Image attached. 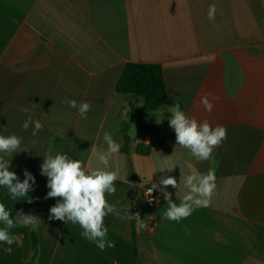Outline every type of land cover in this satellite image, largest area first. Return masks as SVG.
<instances>
[{"label": "crops", "instance_id": "crops-1", "mask_svg": "<svg viewBox=\"0 0 264 264\" xmlns=\"http://www.w3.org/2000/svg\"><path fill=\"white\" fill-rule=\"evenodd\" d=\"M129 62L163 71L166 105L140 120L130 111L141 99L116 91ZM208 92L219 97L211 113L199 103ZM65 98L89 102L87 119ZM176 102L198 121L226 127L209 160L176 145L167 112ZM29 116L44 125L35 137L31 126L22 129ZM159 125L165 149L145 130ZM104 131L122 144L110 162L117 191L106 198L121 216L129 209L140 218L109 214L115 247L101 251L78 224L48 219L60 198L45 199L40 166L51 151L97 167L92 145L106 150ZM0 134L22 138L29 151L14 154L9 170L22 182L27 169L36 181L32 203L3 187L0 203L14 218L22 210L41 220L9 229L15 241L0 243V264H264V0H0ZM209 170L217 185L212 205L188 218L162 219L167 201L158 189L155 205L145 203L143 187L162 175L179 183L181 175ZM165 190L178 205L187 191L182 183Z\"/></svg>", "mask_w": 264, "mask_h": 264}, {"label": "clouds", "instance_id": "clouds-1", "mask_svg": "<svg viewBox=\"0 0 264 264\" xmlns=\"http://www.w3.org/2000/svg\"><path fill=\"white\" fill-rule=\"evenodd\" d=\"M208 18H215V5L209 7ZM219 99L215 94L208 92L200 99V105L205 111L211 113L214 108V102ZM69 107L77 108L78 114L83 119H87V113L91 109V104L87 101L77 102L75 99L65 98L63 101ZM143 106L141 100L137 105ZM28 112V108L23 109ZM169 126L175 132L176 145L187 149L190 154L198 161L209 160L214 150L227 139V129L223 125L213 127L208 120L198 121L195 117L189 116L182 110L179 102L167 108ZM162 120L157 118V123ZM31 126L33 137L43 129V123L31 116L22 124V129L27 131ZM100 139V136H97ZM106 150L98 152L92 145V153L98 161V166L89 168L81 159H72L64 152L52 154L51 151L43 156V162L40 166V174L47 177V188L50 189L45 199L60 198L57 203L50 208L48 219L60 220L65 223L71 222L78 224L82 229V236L96 244L101 250L105 248H114L115 242L108 240V228L105 224V218L109 214H114L120 218L139 219V214L130 215L129 209L124 210V216L114 204L109 203L107 195L115 194L117 189L115 182L120 179L118 171H112L111 160L117 155L122 147L117 143L110 131H104L102 134ZM36 142L33 141V144ZM22 138L15 135L0 134V187L6 188L8 195L12 199L27 197V202L32 203L33 199L29 193L34 190L36 183L35 177L27 169L24 170V180L21 182L14 171H10L11 159L14 154L29 151L22 148ZM173 168H161L159 171L169 172ZM183 184L187 189L183 195L181 203L178 205L172 200V194L166 191L167 186L178 189ZM163 186V187H159ZM216 177L209 170L207 173L193 171L187 176H180V181L171 175H162L159 184H152L147 189L148 196L154 190H159L165 201H167V210L162 219L179 222L188 218L197 208L209 207L212 205L213 196L216 192ZM18 219L13 217L4 203H0V243L13 244L15 237L9 234V229L20 225L29 227L37 226L40 219L35 215H26L22 210L18 213ZM143 227V225H141Z\"/></svg>", "mask_w": 264, "mask_h": 264}, {"label": "trees", "instance_id": "trees-1", "mask_svg": "<svg viewBox=\"0 0 264 264\" xmlns=\"http://www.w3.org/2000/svg\"><path fill=\"white\" fill-rule=\"evenodd\" d=\"M116 91L123 95H133L143 101V106L131 109L130 116L140 120L148 113L166 105L165 84L162 67L157 63H126L116 84ZM154 138L153 146L165 149L166 145L161 137L163 125L145 128ZM148 148L145 149V152ZM131 234L134 235L131 222ZM33 256L36 254V236L29 233Z\"/></svg>", "mask_w": 264, "mask_h": 264}, {"label": "built area", "instance_id": "built-area-1", "mask_svg": "<svg viewBox=\"0 0 264 264\" xmlns=\"http://www.w3.org/2000/svg\"><path fill=\"white\" fill-rule=\"evenodd\" d=\"M152 186H144L143 189H142V195H143V198L145 200V203L147 204V206L149 208H152L155 203L157 202V195H156V191L154 190L150 196H148L146 194L147 192V189L151 188Z\"/></svg>", "mask_w": 264, "mask_h": 264}]
</instances>
